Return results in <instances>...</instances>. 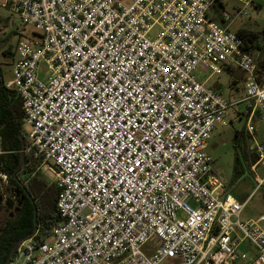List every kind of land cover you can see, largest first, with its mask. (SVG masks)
<instances>
[{
	"label": "built area",
	"instance_id": "2783aa9c",
	"mask_svg": "<svg viewBox=\"0 0 264 264\" xmlns=\"http://www.w3.org/2000/svg\"><path fill=\"white\" fill-rule=\"evenodd\" d=\"M127 1L0 4L33 28L16 41L4 86L18 98L37 170L57 188L59 216L43 240H21L7 264H264V216L239 220L245 200L205 151L232 102L193 73H242L258 189L264 143L252 118L264 122V72L229 30L254 0H232L230 12L222 0ZM7 182L0 170V199Z\"/></svg>",
	"mask_w": 264,
	"mask_h": 264
},
{
	"label": "trees",
	"instance_id": "16d2710c",
	"mask_svg": "<svg viewBox=\"0 0 264 264\" xmlns=\"http://www.w3.org/2000/svg\"><path fill=\"white\" fill-rule=\"evenodd\" d=\"M221 3L216 1L213 5V11H220ZM219 9V10H218ZM214 20H220V17L213 16ZM236 35L243 43V49L248 53L255 51V61L258 72H264V54L261 50V43L258 32H253L245 28L234 30ZM21 36V35H20ZM7 53V51H3ZM10 54V53H9ZM14 50L11 53L13 57ZM235 69H224L231 79ZM242 75V73H241ZM243 82V75H242ZM22 114L20 105L15 92L4 86V80L0 69V170L8 175V182L4 188V193L14 194L17 190V182L26 180L29 191V202L22 204L17 213L13 216H7V206L0 203V264H3L12 245L26 234L35 233V238L43 240L58 221L59 216L55 210V197L57 188L37 170L40 157L35 150L29 146L20 127ZM237 132H234L233 138H236ZM236 148L237 145L233 144ZM21 147L24 149V157L19 164V152ZM240 148V147H239ZM250 155V154H248ZM240 158L250 166L255 157L247 153L244 149L235 153L233 163V174L238 175L241 168ZM258 190L264 194V184ZM33 206L35 207V223H33Z\"/></svg>",
	"mask_w": 264,
	"mask_h": 264
},
{
	"label": "rangeland",
	"instance_id": "374dc122",
	"mask_svg": "<svg viewBox=\"0 0 264 264\" xmlns=\"http://www.w3.org/2000/svg\"><path fill=\"white\" fill-rule=\"evenodd\" d=\"M258 6H250L246 8V14L243 17L235 18L229 24V30L234 31L237 28H245L247 30L258 32V36L261 43V50L264 54V0H255ZM3 0H0V4ZM124 4H127V0H122ZM226 12L231 11V7L234 5L232 0H222ZM157 31V28H153L148 33L149 37H153ZM33 28L28 25H23L18 16L10 11L6 6L0 5V69L4 82L9 81L11 78V65L13 57L11 53L14 50L16 41L21 36L30 37L33 33ZM7 51V53H3ZM10 53V54H9ZM252 56L255 57L256 52H251ZM15 56V55H13ZM38 71L40 74H46L42 64L39 65ZM195 78L202 84L211 86L212 83L217 82L218 90L220 95L227 99L228 97V81L229 74L225 71L220 74H215L201 66H197L194 71ZM235 78L237 79V88L233 94L242 96L243 93V82L240 70H235ZM41 76V75H40ZM235 108H228L226 117L227 124L225 126H219L217 123L214 124L210 137L207 140L206 151L212 156V167L217 171L219 177L225 182L226 186L238 200H245V206L240 212L239 220L254 218L258 214L264 216V194L260 190L255 188V182L253 175L250 172L249 166L240 158L241 168L238 175L233 174V163L235 153L238 152L237 148L233 145V133L239 131L244 133L246 123L245 117L238 116L235 114ZM252 118L254 129L256 130V136L264 141V122ZM21 131H26L27 126L25 123L20 121ZM247 153V152H246ZM251 155V154H250ZM247 153V157H250ZM264 171V163L256 169V174H262ZM49 173H44L45 178H49ZM187 204L192 205L191 201H187ZM178 217H183L181 213H178ZM158 264H180L175 260L164 258Z\"/></svg>",
	"mask_w": 264,
	"mask_h": 264
},
{
	"label": "crops",
	"instance_id": "0c3cea01",
	"mask_svg": "<svg viewBox=\"0 0 264 264\" xmlns=\"http://www.w3.org/2000/svg\"><path fill=\"white\" fill-rule=\"evenodd\" d=\"M252 6H254V8L255 7H257L258 6V3L254 0L253 1V5ZM235 70H237V69H235ZM235 70L233 71V74H232V77H231V79H230V77H229V81H228V97H227V99L229 100V101H231L232 102V105L230 106V108L232 107V108H235V106H237L238 105V107L236 108V109H234V112H235V114L238 116V118L239 117H241V116H243L244 117V115H243V110H244V108H245V104L243 103V102H240L239 100H240V96H237L236 94H233V92H235V90H236V88H237V86H238V84H237V79L234 77L235 76V74H234V72H235ZM208 86V85H207ZM210 87H212V88H214L216 91H219L218 90V84H217V82H215V83H212L211 84V86ZM242 95V94H241ZM226 117H228V114H227V116ZM216 125V124H215ZM219 126H221L222 127V125H220V124H218ZM214 127V126H213ZM234 132H237V136H236V138H233V144H235V145H237L238 147H237V150L240 152L241 151V149H244L245 150V145H246V138H245V131H244V133H240L239 131H234ZM255 133H256V130H255ZM234 134V133H233ZM255 136H256V134H255ZM257 137V139L259 140V141H261L262 143H264V141H262L258 136H256ZM206 146H207V143H206ZM240 147V148H239ZM205 151H206V147H205ZM207 152V151H206ZM208 153V152H207ZM209 154V153H208ZM210 155V154H209ZM211 156V155H210ZM212 157V156H211ZM213 159V158H212ZM253 164V163H252ZM250 167V166H249ZM227 190H228V188H227ZM229 191V190H228ZM231 193V192H230Z\"/></svg>",
	"mask_w": 264,
	"mask_h": 264
},
{
	"label": "flooded vegetation",
	"instance_id": "af4514ba",
	"mask_svg": "<svg viewBox=\"0 0 264 264\" xmlns=\"http://www.w3.org/2000/svg\"><path fill=\"white\" fill-rule=\"evenodd\" d=\"M17 191L14 190V194H7L4 199H0V203H4L7 208V216H13V213H17L18 208L27 202H29L30 195L26 185V180L17 182ZM16 210V212H15Z\"/></svg>",
	"mask_w": 264,
	"mask_h": 264
},
{
	"label": "water",
	"instance_id": "95a60500",
	"mask_svg": "<svg viewBox=\"0 0 264 264\" xmlns=\"http://www.w3.org/2000/svg\"><path fill=\"white\" fill-rule=\"evenodd\" d=\"M19 157H20V159H19V164H21L22 161H23V157H24V149H23V147H21V149H20ZM16 191H17V190H16ZM15 212H16V210H15ZM33 223H35V207H34V206H33ZM30 235H31L30 233H29V234H26L25 236H23V237H21L20 239H18V240L12 245V247L10 248V250H9V252H8V254H7V257H6V259H5V261H4L3 264H7V263L9 262V259H10V257L12 256V254H13V252H14V249L16 248V246L18 245V243H19L21 240H23V239H25V238H28Z\"/></svg>",
	"mask_w": 264,
	"mask_h": 264
}]
</instances>
